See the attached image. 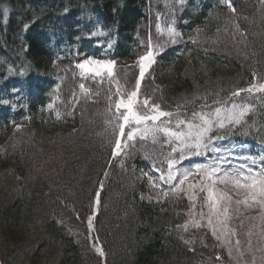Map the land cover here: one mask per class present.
<instances>
[{
  "label": "trees",
  "instance_id": "1",
  "mask_svg": "<svg viewBox=\"0 0 264 264\" xmlns=\"http://www.w3.org/2000/svg\"><path fill=\"white\" fill-rule=\"evenodd\" d=\"M230 3L235 12L229 0H0V99L17 87L3 75L22 72L25 86L12 116L0 115L1 264L228 260L209 235L182 238L186 199L150 197L137 167L167 161L166 148L153 152L139 138L123 146L113 104L131 92L136 70L116 92L74 68L80 57L106 54L130 67L153 42L140 88L150 104L184 116L228 100L264 83V3ZM251 93L262 102L232 131L264 143V92L234 97Z\"/></svg>",
  "mask_w": 264,
  "mask_h": 264
},
{
  "label": "rangeland",
  "instance_id": "2",
  "mask_svg": "<svg viewBox=\"0 0 264 264\" xmlns=\"http://www.w3.org/2000/svg\"><path fill=\"white\" fill-rule=\"evenodd\" d=\"M168 19H164L166 21ZM156 22L157 30L163 32L165 30L166 24H161L160 20L157 18ZM168 33V31L166 30ZM96 33V31L94 32ZM104 32H97L101 37H104ZM155 43H159V39L155 40ZM149 49L142 53L130 67H116L114 61L110 58H96V57H85L77 61V65L80 63L90 61L89 64L85 66V69L79 67L74 68L76 71L87 75L91 79H100L105 78L108 81L109 86H113L114 90L118 92L119 90L124 89V85L121 81H124L128 77V69H135L137 72V79L133 82L131 86V91L135 89L137 82H139V99H144L140 95V88L142 78L140 77V58L146 56L149 51L152 52L151 60H146L143 63L148 65L147 69L153 63L155 58V51L153 42L149 44ZM112 63V75L109 76L107 71L104 68V64ZM120 69V72L118 71ZM74 70V72H75ZM99 70L100 74L97 75L96 71ZM10 73V72H9ZM13 75H3V78L8 81L11 80L15 82L13 87L8 91H1V94L4 96L0 99V115L8 112L12 116V112L18 105V101L21 98V95L24 94V73L16 74L11 71ZM144 76V75H143ZM85 89L84 84H80ZM82 89V87H80ZM81 91L80 93H82ZM114 92V91H113ZM117 103L121 98H125L124 95H117ZM262 101L259 100V97H256L255 93L250 94V99L243 97H230L228 100L219 102L218 104H209L205 108H201L196 111L197 113L203 111L204 113H211V119L216 120L214 110L219 107L222 110V118L224 119V127L219 128L216 124L213 125L212 132L209 133L213 137H222V139H213L209 143V148L205 149L201 147L200 149H192L184 147L179 144V142L168 141V137L163 134H158L156 136V142H153L151 135L145 141L149 142L156 146H146V149H151L153 152H157L158 148H166L169 159L165 161L164 157H161L155 163L158 165L147 164L146 162H139L138 173L139 177L144 179L148 185L150 197L155 200H161L166 198L164 192H168V196L172 195L177 198L186 199L187 204V217L184 222L179 226V233L182 238H185V234L189 233L190 235L196 236L200 235L204 237L209 235L210 239L216 243L217 247L221 250H224L228 260L224 262H219L218 264H264V204L255 203L248 199V194L246 190L239 189L234 187L231 183H220L219 181L215 184V189L218 194H223L225 197H231V200L228 199H219L218 202L213 205L211 201L208 200L207 190L201 191V187L210 185L212 182L207 179L201 180L200 175H197L198 165L219 167L225 172H232L235 169H239L243 166L245 174H247V169L251 167L254 172H259L261 169H264V161L261 160V157H264V143H261L257 139L246 137L242 132L237 134L232 129L236 128L239 124L244 122L248 117H253L256 114L257 106L261 104ZM113 104L115 113L118 116H121L123 109L118 113L116 104ZM50 104V103H49ZM233 105L236 107L233 108ZM48 108L50 105H46ZM19 107V105H18ZM245 114L241 119L239 124L229 123L226 119L228 112L232 111L239 113L241 110H245ZM139 111H144L139 110ZM192 113L184 116H179V114H173L172 117V127H175L176 120L192 119ZM23 119L27 120L25 115ZM10 122H14L15 118H11ZM122 120V119H121ZM199 123V121H195ZM20 124V123H19ZM19 126V125H18ZM182 129L186 130L185 125H181ZM127 130V129H125ZM191 143V142H189ZM212 147H218L221 149L220 152L212 151ZM177 148L178 151L173 152L172 149ZM197 151L199 154H197ZM161 155V154H160ZM223 157V159L218 160V157ZM154 158H156L153 155ZM251 158V159H249ZM172 159L176 163L171 171L176 173V180L167 181V172L169 171L168 161ZM255 160V163H253ZM191 171L192 175L189 176L188 180L185 181L184 185H181L175 192L171 189L174 187L180 177V173L183 171ZM147 173V175H145ZM151 177V181L149 179ZM163 177V179H161ZM159 185L156 187L154 185ZM189 184L192 186L189 187ZM182 189V190H181ZM247 200V203L244 201ZM240 201V203H237ZM225 207L227 212L224 211ZM209 220L212 221L209 224ZM200 226H195L196 224ZM185 225L187 226L185 228ZM215 232V235L213 234ZM239 241V243H237ZM1 264V263H0Z\"/></svg>",
  "mask_w": 264,
  "mask_h": 264
},
{
  "label": "snow or ice",
  "instance_id": "3",
  "mask_svg": "<svg viewBox=\"0 0 264 264\" xmlns=\"http://www.w3.org/2000/svg\"><path fill=\"white\" fill-rule=\"evenodd\" d=\"M261 3H264V0H261ZM229 7L233 12H235V8L231 6L230 0H229ZM5 15L7 13L5 12ZM27 27V26H26ZM170 33L173 32L172 29H169ZM174 35H179L178 33H174ZM175 42V41H173ZM152 58V52L149 51L146 56H143L140 58L141 65H140V77L143 78L144 70L148 66L144 64L143 62L146 60H151ZM90 61H85L83 63H80L77 65V67L81 69H85V66L89 64ZM114 63V62H113ZM104 68L107 71L108 75H112V63L104 64ZM96 74L99 75V70L96 71ZM83 87V86H81ZM139 82H137L135 89L132 90L130 93L126 94L125 98H121L119 102L116 104L117 111H119L121 108L126 109L124 113L121 114V116L118 119H122L123 123L119 124V136L121 138H125L123 146L129 147L130 145L127 143L128 141H134L137 138L140 140L147 139L149 135L152 136L153 142H156V136L158 134H163L164 136L168 137V141L166 142H172L176 141L179 142V144L183 145L184 147L192 148V149H200L201 147L208 149L209 143L213 139H222V137H213L210 136L209 133L212 132L213 125L216 124L219 128L224 127V119L222 118V110L221 108L217 107L214 110L216 120L211 119V113H204L203 111L197 113H192V119L187 120H180L177 118L175 127H172V117L173 113L171 112H165L160 110L158 104H150L149 100L150 98L145 97L143 101L141 102L139 100ZM253 90L258 92H264V83L253 85L249 87L248 89H241L239 91H248L252 92ZM239 91L233 93V95H239ZM139 104V108L144 109V111L135 110L137 109V105ZM51 107V105H50ZM207 107V105H205ZM236 106L233 105V108ZM245 110H241L238 114L232 111L228 112V115L226 119L229 123H235L239 124L241 122L242 117L245 114ZM199 121V123H196L195 121ZM181 125L186 126V130L181 128ZM128 127V131L125 132V128ZM191 142V143H189ZM134 146V145H131ZM116 149H121V140L118 139L116 141ZM214 152H220L221 149L218 147H212L211 149ZM173 152L178 151L177 148L172 149ZM117 154H119V151H117ZM197 154L199 152L197 151ZM218 160L223 159V157H218ZM251 159V158H249ZM261 160L264 161V157H261ZM176 161L170 159L168 161L169 165V171L167 172V181H173L176 180V173L171 171V169L174 167ZM253 163H255V160H253ZM198 172L197 175H200L201 180L207 179L208 181H211L212 183L210 185H206L201 187V191L207 190L208 193V200L212 202L213 205H215L218 200L217 197L219 196V199H228L231 200V197H225L223 194H218L215 189V184L219 181L220 183H231L234 187L239 189L246 190L248 194V199L255 203L264 204V169H261L259 172H254V170L249 167L247 169V174H245L243 166H241L239 169H235L232 172H225L223 171L219 165L216 167L209 166H203L198 165L197 166ZM147 175V173H145ZM192 175L191 171H183L180 173V179L178 183L172 187V191L175 192L178 188H180L181 185L185 184V181L188 180L189 176ZM151 181V177H149ZM163 179V177H161ZM156 187H159V185H154ZM192 185L189 184V187ZM182 190V189H181ZM168 192H164V196L167 197ZM99 194H97V200L96 205L99 206ZM247 203V200L244 201ZM237 203H240V201H237ZM225 212H227V208L224 209ZM212 221L209 220V224H211ZM195 226L199 227L200 225L197 223ZM88 227L89 229H92V219L89 218L88 220ZM187 226L185 225V228ZM215 235V232H213ZM187 243V241H186ZM239 243V241H237ZM95 247V245H94ZM95 250L101 255L104 256V251L101 247H95Z\"/></svg>",
  "mask_w": 264,
  "mask_h": 264
}]
</instances>
